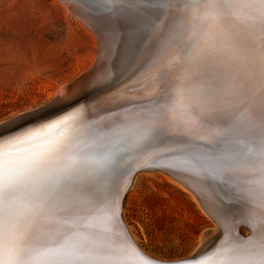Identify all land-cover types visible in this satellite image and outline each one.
I'll return each instance as SVG.
<instances>
[{
    "label": "snow or ice",
    "instance_id": "6c2138e0",
    "mask_svg": "<svg viewBox=\"0 0 264 264\" xmlns=\"http://www.w3.org/2000/svg\"><path fill=\"white\" fill-rule=\"evenodd\" d=\"M76 2L98 64L122 44L142 86L91 111L43 120L62 103L52 98L0 122V264H264V0ZM171 152L214 187L207 210L223 237L145 259L119 222L122 193L135 168Z\"/></svg>",
    "mask_w": 264,
    "mask_h": 264
},
{
    "label": "rangeland",
    "instance_id": "374dc122",
    "mask_svg": "<svg viewBox=\"0 0 264 264\" xmlns=\"http://www.w3.org/2000/svg\"><path fill=\"white\" fill-rule=\"evenodd\" d=\"M95 42L59 1L0 0V121L58 98L96 63ZM141 170L122 199L125 220L154 255L193 254L218 224L166 171Z\"/></svg>",
    "mask_w": 264,
    "mask_h": 264
},
{
    "label": "bare ground",
    "instance_id": "6f19581e",
    "mask_svg": "<svg viewBox=\"0 0 264 264\" xmlns=\"http://www.w3.org/2000/svg\"><path fill=\"white\" fill-rule=\"evenodd\" d=\"M56 1L62 3V5L68 8V10L70 9V11L74 15H76L81 21H83V23L86 26H88L90 30H92V33L94 34L96 39L95 43H97V48L95 49L94 52L95 58L93 60V62L96 63H94L93 67L88 71L85 69L86 73L83 76L81 75V77L79 78L77 77L78 79H76L71 84H69V86H61L62 88L57 89L58 98L62 101V103L59 104L56 108L50 110V112L44 115L42 119L43 120L53 119L80 105L86 106L88 111H91L92 106L99 97L117 91L123 92L126 88L132 90L129 91L127 94L133 95L134 90L142 86L141 84L137 83V80L141 78L137 77L136 75L137 72L136 62L132 59L125 60L126 53L123 45L119 43L116 44L115 46L116 54L113 56L112 60L108 61L107 59H105L103 61L102 66L99 65L98 60L102 56L103 48L101 46V42L100 39L98 38L97 32L94 30L93 24L90 23L85 18L88 15L86 10L83 9L76 2V0H56ZM93 62L91 64H93ZM93 74H95L96 76L95 81L90 79V77ZM85 80H88L89 83H92L93 87L85 88L81 90L79 94H75L79 84ZM5 120L6 119L0 122H3ZM37 123H39V121H33L30 124L24 125L23 127L35 126ZM187 161H188V157L183 152H171L168 154L157 156L150 160H145L141 165H144V163H149V166H139L132 171L133 174L131 173L132 175L130 176V178H128L127 183L124 186L123 193L125 191L127 193V191L130 190V188L133 186L136 175L142 171L141 169L150 168V167L152 169L153 167L156 168L158 167L166 171L172 178L178 181V183H180L182 187L189 190L193 194L198 204L209 215L207 209H210L214 206V197H215L214 187L207 184H201L198 178L190 170V166ZM124 211L125 208L123 205V200H121L119 222L121 223L122 228L127 231V234L131 237V239L135 241L136 245L139 247V250L144 255L145 259H150V260L167 259L164 257L154 255L150 251L146 250L140 244L139 237L136 233L135 228L125 220ZM214 222H216V220H214ZM219 229L220 227L218 226V231ZM239 229H240L239 231H241V234H243L244 236L248 235L249 228L247 227V225L243 224L241 227H239ZM217 232L215 234H217ZM215 234L209 236L201 245H204V243H206ZM222 237H223V231L219 237H217L214 240H210L209 242H207V244H205L206 248L204 249V251L206 252L213 245L219 243ZM201 245L196 250V252L187 256H193L198 251H201Z\"/></svg>",
    "mask_w": 264,
    "mask_h": 264
},
{
    "label": "water",
    "instance_id": "95a60500",
    "mask_svg": "<svg viewBox=\"0 0 264 264\" xmlns=\"http://www.w3.org/2000/svg\"><path fill=\"white\" fill-rule=\"evenodd\" d=\"M65 103V102H64ZM50 112V111H49ZM48 113V112H47ZM47 113H45L44 115H46ZM43 115V116H44ZM42 116V117H43ZM33 122V121H32ZM31 123V122H30ZM29 123V124H30ZM24 126V125H23ZM140 166H149V163H144V165H140ZM133 174V173H132ZM131 174V175H132ZM129 182V181H128ZM126 193V191L122 194V199H123V196H124V194ZM243 224H241L239 227H241ZM240 229L238 228L237 229V231L239 232V234L241 235V236H244L243 234H241V231H239ZM222 234V229L220 228L219 229V231L217 232V234H215L214 236H212V238H210L207 242H209L210 240H214V239H216L217 237H219L220 235ZM249 234V233H248ZM247 236V235H246ZM246 236H244V237H246ZM207 242L206 243H204V245L205 244H207ZM195 255V254H194Z\"/></svg>",
    "mask_w": 264,
    "mask_h": 264
}]
</instances>
